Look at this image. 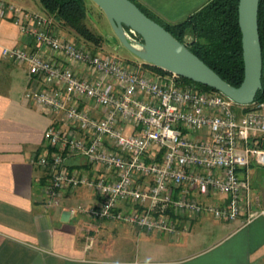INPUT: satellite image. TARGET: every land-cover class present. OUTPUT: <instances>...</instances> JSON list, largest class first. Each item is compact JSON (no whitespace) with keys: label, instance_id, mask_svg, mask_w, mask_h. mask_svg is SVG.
<instances>
[{"label":"built area","instance_id":"built-area-1","mask_svg":"<svg viewBox=\"0 0 264 264\" xmlns=\"http://www.w3.org/2000/svg\"><path fill=\"white\" fill-rule=\"evenodd\" d=\"M9 13L36 48L3 55L29 66L40 87L26 99L59 119L45 133L47 153L33 161L48 172L47 206L84 187L96 202L72 215L172 236L202 215L259 217L250 169H264V102L241 106L176 74L72 43L47 15L0 2V18Z\"/></svg>","mask_w":264,"mask_h":264},{"label":"crops","instance_id":"crops-1","mask_svg":"<svg viewBox=\"0 0 264 264\" xmlns=\"http://www.w3.org/2000/svg\"><path fill=\"white\" fill-rule=\"evenodd\" d=\"M135 1L158 19L177 24L212 0ZM0 2L36 13L30 1ZM17 48L36 47L9 13L0 18V264H264L263 168L250 169L251 199L259 217L229 222L202 215L183 224L175 236L91 221L79 213L67 217L66 212L96 202L84 187L47 206L43 187L48 172L33 161L47 153L45 133L59 119L26 99L40 84L28 65L3 55L4 49ZM68 163L87 173L81 161Z\"/></svg>","mask_w":264,"mask_h":264},{"label":"water","instance_id":"water-1","mask_svg":"<svg viewBox=\"0 0 264 264\" xmlns=\"http://www.w3.org/2000/svg\"><path fill=\"white\" fill-rule=\"evenodd\" d=\"M106 15L120 43L143 63L209 87L241 106L255 103L262 89L260 0L239 1L245 78L235 87L205 64L131 0H91ZM140 38V39H139ZM67 217L71 216L68 211Z\"/></svg>","mask_w":264,"mask_h":264},{"label":"trees","instance_id":"trees-1","mask_svg":"<svg viewBox=\"0 0 264 264\" xmlns=\"http://www.w3.org/2000/svg\"><path fill=\"white\" fill-rule=\"evenodd\" d=\"M133 1L148 17L161 24L178 41L198 56L229 84L239 87L245 78L242 33L239 25L240 0H212L198 12L177 24L155 17L148 9ZM42 9L62 32L75 34L77 40L103 50V37L87 25L88 9L85 0H39ZM259 29L263 50L262 89L255 102H264V0H260ZM79 38V39H78ZM140 39V38H139ZM152 71L162 70L146 65ZM189 82L188 79H186ZM203 90L217 92L198 84Z\"/></svg>","mask_w":264,"mask_h":264},{"label":"rangeland","instance_id":"rangeland-1","mask_svg":"<svg viewBox=\"0 0 264 264\" xmlns=\"http://www.w3.org/2000/svg\"><path fill=\"white\" fill-rule=\"evenodd\" d=\"M26 1H30L33 4V9L36 8L35 11L36 13L44 14L39 0H26ZM85 1H86V7L88 9L87 25L94 33L103 37L104 39L103 52L115 56L126 63H132V62L141 63L142 61L139 58H137L135 55H133L129 50H127L117 39L103 11L91 0H85ZM61 36L63 38H67L72 43L93 48V46H89L90 44L84 43L81 39L78 41L76 35L73 33L68 34L67 32L61 31Z\"/></svg>","mask_w":264,"mask_h":264}]
</instances>
